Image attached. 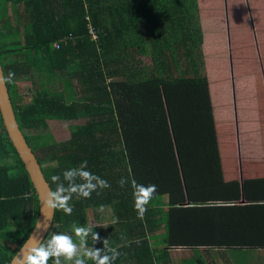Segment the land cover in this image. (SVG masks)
<instances>
[{
  "label": "trees",
  "instance_id": "1",
  "mask_svg": "<svg viewBox=\"0 0 264 264\" xmlns=\"http://www.w3.org/2000/svg\"><path fill=\"white\" fill-rule=\"evenodd\" d=\"M203 24L198 0H0L11 98L47 180L55 190L51 177L59 175L67 186L64 171L87 160V170L111 185L90 199L74 194L72 214L57 209L47 240L54 233L75 240L73 224L97 225L101 239L89 236L86 246L103 248L107 239L120 252L113 264H208L211 249L247 244L235 231L253 217L243 216L240 201L254 200L261 188L224 179ZM23 83L32 84L31 101ZM52 120L71 123V139L55 141ZM121 178L128 180L123 187ZM132 180L158 186L143 219ZM109 210L111 222L104 223ZM39 213L36 188L0 111V264L24 246ZM175 249L194 255L177 263Z\"/></svg>",
  "mask_w": 264,
  "mask_h": 264
},
{
  "label": "rangeland",
  "instance_id": "2",
  "mask_svg": "<svg viewBox=\"0 0 264 264\" xmlns=\"http://www.w3.org/2000/svg\"><path fill=\"white\" fill-rule=\"evenodd\" d=\"M198 1L205 31L203 41L204 73L207 74L210 83L220 154L225 157L227 154L234 156L237 151L235 99L238 100V104L241 101L246 105L264 103V84L261 86L264 80V51L261 49L259 51L256 47L254 54L257 38L264 46V0L262 5L261 0H248L249 6L246 0H242L244 5L247 4L245 5L246 14L240 9L241 0ZM251 10H253L252 16H250ZM241 16H243L241 24L234 27L233 23H237ZM257 18L259 21L258 30L255 26ZM144 62L150 65L151 59L146 58ZM261 63H263V67ZM177 71L179 70L176 69V74H178ZM30 85L32 84H22V87H26L24 92H27V101L32 99V94L29 91ZM229 103L232 104V107L227 105ZM224 114L227 116H223ZM257 121L261 125L259 120ZM70 124L66 121H51L50 133L53 134L55 141L66 142L71 139ZM247 142L252 147L251 139H247ZM111 214V210L104 212L102 222H111ZM75 241L79 242L76 236ZM191 256L192 252L189 256L180 255L175 259Z\"/></svg>",
  "mask_w": 264,
  "mask_h": 264
},
{
  "label": "crops",
  "instance_id": "3",
  "mask_svg": "<svg viewBox=\"0 0 264 264\" xmlns=\"http://www.w3.org/2000/svg\"><path fill=\"white\" fill-rule=\"evenodd\" d=\"M246 2L249 6L250 2L248 0ZM260 3L262 5L263 0ZM229 5L231 6L230 3ZM243 5L244 2L241 0L240 8ZM251 6L253 7L252 1ZM258 24L257 18L255 21L256 30L259 29ZM256 47L259 51L260 49L264 51V46L259 38L256 39L254 54ZM234 103L237 110V125H235L237 128V137H235L237 151L234 156L227 154L225 157L221 154L224 179L227 182H239L242 186L245 180H249L248 185L255 184L256 187L261 188V191L254 194V200L242 198L240 201V207L244 209L243 216L253 217V219H248L246 224L243 220L240 221L237 224V231H235L245 234L243 240L247 244H239L238 242L232 245L230 249H211L205 253L206 260L208 264H264V103L246 105L241 101L238 104L237 99ZM227 105L232 107L230 103ZM223 116L227 115L224 114ZM257 120L261 125L258 124ZM247 139H251L252 147L249 146ZM244 193L245 190H242V195ZM167 200L168 198L165 197L164 201L167 202ZM249 207L252 209V213H248ZM190 252L192 250L175 249L173 261L178 263V259H175L176 256H189ZM192 255H194L193 252Z\"/></svg>",
  "mask_w": 264,
  "mask_h": 264
},
{
  "label": "clouds",
  "instance_id": "4",
  "mask_svg": "<svg viewBox=\"0 0 264 264\" xmlns=\"http://www.w3.org/2000/svg\"><path fill=\"white\" fill-rule=\"evenodd\" d=\"M14 73H9L5 78V82H10ZM87 160L82 161L80 166L65 170L63 179L67 181V186L61 182L59 175H52L51 180L57 184L56 189L50 190L44 198V204L51 210H62L65 214L71 215L73 208L70 201L75 194L77 198L90 199L91 195L97 189L109 188L111 185L108 181L100 176L93 174L87 170ZM77 180L82 182L77 183ZM128 183L126 178H121L119 184L121 187ZM134 189L133 195L135 199L134 207L137 210L138 218L143 219L147 212V206L157 193L158 186L155 184L144 185L137 183L135 180L131 182ZM103 209L101 208V211ZM97 225L77 226L72 225L78 243L73 237L67 233H54L46 243H35L27 247L20 264H48L50 259L54 260V264H62V259L72 264H86V259L92 260L95 264H113L120 252L115 247H109L108 241H103V248H87V238L91 236L94 242L101 239L99 233L94 231Z\"/></svg>",
  "mask_w": 264,
  "mask_h": 264
},
{
  "label": "water",
  "instance_id": "5",
  "mask_svg": "<svg viewBox=\"0 0 264 264\" xmlns=\"http://www.w3.org/2000/svg\"><path fill=\"white\" fill-rule=\"evenodd\" d=\"M5 78L6 73L0 54V111L9 136L26 166L40 201V213L36 226L24 246L18 251L16 256L13 257L9 263L20 264V258L23 257L28 246H31L35 243H45L55 225L57 209H48L43 202L47 193L50 190H53V188L51 183L47 180L45 172L36 153L34 152L21 129L11 98L10 88L8 82H5Z\"/></svg>",
  "mask_w": 264,
  "mask_h": 264
},
{
  "label": "built area",
  "instance_id": "6",
  "mask_svg": "<svg viewBox=\"0 0 264 264\" xmlns=\"http://www.w3.org/2000/svg\"><path fill=\"white\" fill-rule=\"evenodd\" d=\"M61 47V45H58V48H60Z\"/></svg>",
  "mask_w": 264,
  "mask_h": 264
}]
</instances>
